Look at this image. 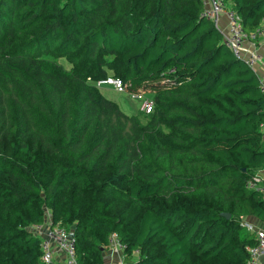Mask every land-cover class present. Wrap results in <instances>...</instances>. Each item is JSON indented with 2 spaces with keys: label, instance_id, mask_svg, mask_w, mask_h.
<instances>
[{
  "label": "trees",
  "instance_id": "trees-1",
  "mask_svg": "<svg viewBox=\"0 0 264 264\" xmlns=\"http://www.w3.org/2000/svg\"><path fill=\"white\" fill-rule=\"evenodd\" d=\"M201 1L0 0V93L16 114L0 148V264H60L39 260L27 229L43 205L75 264H103L111 233L127 264H245L239 221L264 222L245 185L264 162V96ZM221 1L244 30L264 17V0ZM106 70L150 95L142 120L93 85Z\"/></svg>",
  "mask_w": 264,
  "mask_h": 264
},
{
  "label": "built area",
  "instance_id": "built-area-1",
  "mask_svg": "<svg viewBox=\"0 0 264 264\" xmlns=\"http://www.w3.org/2000/svg\"><path fill=\"white\" fill-rule=\"evenodd\" d=\"M202 9L200 15L208 18L214 27L219 31L223 43L228 47L231 53L241 59L257 77L258 88L264 96V78L257 71V64L264 66V60L255 51L256 42L264 39V17H261L256 26L250 30H244L240 24L238 15L230 8L226 7L221 0H202ZM220 16H223V23L220 22ZM168 68L167 72H171ZM93 85H107L115 91L125 89L124 82L117 76L111 74L92 81ZM131 96L140 100L138 109L142 113H147L153 106L152 98L149 94L141 91L130 92ZM262 126V125H261ZM264 141V134L261 135ZM246 187L254 188L259 192V197L264 200V183L261 177L253 173L245 182ZM240 225L252 234L254 243L245 248L247 259L245 264H260V257L264 255V227H256L247 219H240ZM32 233L39 239V260L42 263L53 261V255L60 253L63 256L64 264H75L72 236L70 230L64 229L58 223L50 224L47 221L30 225ZM70 233V238H67ZM123 245L116 241L113 233L110 234L107 246L106 256L107 264H127L122 259ZM136 251L130 253L135 255Z\"/></svg>",
  "mask_w": 264,
  "mask_h": 264
},
{
  "label": "rangeland",
  "instance_id": "rangeland-1",
  "mask_svg": "<svg viewBox=\"0 0 264 264\" xmlns=\"http://www.w3.org/2000/svg\"><path fill=\"white\" fill-rule=\"evenodd\" d=\"M257 54L259 56H260V54L262 55V53H257ZM109 72L110 71L106 70V74L112 73V72H110V73ZM98 91L103 97L115 102L126 113L135 114L138 117H140L139 118L140 120H142L144 118V116L141 115L142 112L139 111V109H138L140 100L132 97L130 92H127L125 90L115 91L107 85H100L98 87ZM14 101H15V99L12 95H4V94L0 93V148L6 147L2 143V140L4 137L3 134L5 133L6 130L9 129L10 121L16 115V114H14V110H13ZM56 106H58V104ZM44 206L45 205H43V211H44L43 222H44V224H46L47 221H49V215L47 213L46 207H44ZM27 229H29L32 232L30 225L28 226ZM124 257L125 256H123V255L121 256V259L123 261H124ZM129 257H130L129 255H126L125 260H129ZM125 263H127V261Z\"/></svg>",
  "mask_w": 264,
  "mask_h": 264
},
{
  "label": "crops",
  "instance_id": "crops-1",
  "mask_svg": "<svg viewBox=\"0 0 264 264\" xmlns=\"http://www.w3.org/2000/svg\"><path fill=\"white\" fill-rule=\"evenodd\" d=\"M219 19H220V22L223 23V21H224L223 16H220ZM255 51L257 53H262V55L260 54L261 60H264V39H261L258 42H256ZM257 71L264 78V66L257 64ZM261 128L264 129V125H262ZM254 173L259 175L261 177V181L264 183V162L262 163V165H260L259 167L254 169ZM243 217H245L248 221L252 222L256 227H264V222L258 220L257 218H255L253 216H243ZM106 252H107V250H106ZM106 252H104L103 264L108 263V258L106 256ZM53 261L56 263L64 264L63 256L60 253H56L53 255ZM260 264H264V255H262L260 257Z\"/></svg>",
  "mask_w": 264,
  "mask_h": 264
},
{
  "label": "water",
  "instance_id": "water-1",
  "mask_svg": "<svg viewBox=\"0 0 264 264\" xmlns=\"http://www.w3.org/2000/svg\"><path fill=\"white\" fill-rule=\"evenodd\" d=\"M262 149H264V141L262 144ZM220 215L224 216L225 218L228 217V213L227 212H220ZM67 238H70V233H67Z\"/></svg>",
  "mask_w": 264,
  "mask_h": 264
}]
</instances>
